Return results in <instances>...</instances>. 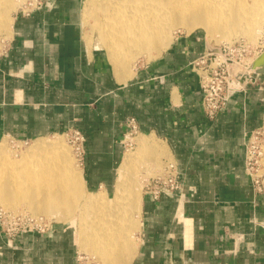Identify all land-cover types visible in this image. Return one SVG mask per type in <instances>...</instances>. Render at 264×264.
Masks as SVG:
<instances>
[{"label":"crops","instance_id":"crops-1","mask_svg":"<svg viewBox=\"0 0 264 264\" xmlns=\"http://www.w3.org/2000/svg\"><path fill=\"white\" fill-rule=\"evenodd\" d=\"M34 2L10 12L0 38V137L79 131L84 186L111 205L106 195L118 184L133 117L137 133L177 164L181 188L157 199L143 188L127 264H264V186L254 187L244 147L264 126V79L242 78V88L208 118L191 66L214 48L201 34L175 36L122 82L105 50L84 36L79 0L21 7ZM46 222L42 231L13 236L0 228V264H80L74 224Z\"/></svg>","mask_w":264,"mask_h":264},{"label":"bare ground","instance_id":"bare-ground-1","mask_svg":"<svg viewBox=\"0 0 264 264\" xmlns=\"http://www.w3.org/2000/svg\"><path fill=\"white\" fill-rule=\"evenodd\" d=\"M23 1L0 0L3 4L0 6L1 23H6L10 12ZM86 5L102 9L100 38L94 44L106 49L114 72L122 82L133 74L131 64L136 58H152L169 46L174 27L187 31L202 27L209 35L219 32L225 38L246 33L250 38L264 22V0H86ZM254 72L257 73L256 69ZM139 147L138 154L144 153L143 157L145 153L167 154L165 147L147 137L141 138ZM0 151L1 167L8 152L1 144ZM138 154L135 157L126 155L120 163L122 179L112 195L111 205L102 204L105 203L102 192L90 194L85 199L97 219L91 223V233L84 227L79 230L77 240L83 249L96 255L98 264H127L135 247L131 230L136 226L134 213L139 208L142 188L131 165ZM21 159L23 161L17 160V165L29 170L25 175L0 178V201L5 203L9 199V194L4 195L2 190L18 188L25 199L36 200L31 206L33 213L50 211L60 219L66 218L67 212L73 213L70 203L74 204L71 201L81 196V184L62 144L36 141ZM98 204L103 207H97Z\"/></svg>","mask_w":264,"mask_h":264},{"label":"rangeland","instance_id":"rangeland-1","mask_svg":"<svg viewBox=\"0 0 264 264\" xmlns=\"http://www.w3.org/2000/svg\"><path fill=\"white\" fill-rule=\"evenodd\" d=\"M24 1L28 2L30 0H24ZM105 1H108V0H105ZM246 1L250 2L251 0H249V1L246 0ZM40 2L43 3L42 0H40ZM1 5H3V4H0V6ZM23 6H24V4L21 7H23ZM90 8L92 9L93 7H87L86 0H79V11L81 13L80 14L81 30L83 31V34L86 37L88 43L91 44V46H92V45H94L95 40L100 38L99 24L101 23V20L104 18V16L102 13V9L100 7H94L92 10ZM12 13H11V15H12ZM1 21H0V38H1L2 34L6 35L8 33V29H9V24L7 26H5V23L3 24V23H1ZM94 21H96V22H94ZM172 31H173L172 32V38H171L170 42L172 41V39L175 36L185 34V33H199L213 47H219V46L221 47L225 43H231V42L236 41V40H243V41L247 42L252 47V52L246 57L244 63L241 64V67H240L241 69H244V67L247 65H250V64L252 65L254 59L256 57H258V55L261 52V51L259 52V49H260L259 46L260 45L264 46V42H262V38H264V22L261 23L260 25H258V28L256 29V31L254 30L255 36L252 34L253 36H251L250 38H248L246 33L245 34L232 35V36H230L231 38L229 37L230 39L223 37L221 34H218L219 32H214V34L212 33L211 35H209L205 31V29H203L202 27L195 28L191 31H187L181 27H174L172 29ZM239 35H242V36H239ZM227 39H229V41ZM100 48H103L106 52V49L104 47H100ZM257 52H258V54L256 55ZM106 54H107V52H106ZM158 55H156V56H158ZM156 56H154V57H156ZM107 57H108V55H107ZM150 59H151V57L148 58L146 56H144V57L141 56L139 58H136L135 61L131 64V67L133 68L135 64L138 65L141 62L149 61ZM109 61H110V59H109ZM132 68H131V70H132ZM247 73L253 75L254 77L256 76L255 77L256 80H259V79L263 80L264 79V72L263 73H255L251 69L250 72H247ZM249 81L252 82L251 80H249ZM263 131H264V126H259V127L255 128L254 130H252L251 132H254L255 134H260ZM130 137H132V139H129ZM141 137H142L141 134L136 133V134H131V135H129V137L126 138V142H127V144L128 143L129 144L126 146L124 157L126 155H129V156L132 155L133 157H135L138 154L139 148H140L139 142L141 140ZM149 139L151 140V138H149ZM36 141H45L46 143L60 142L62 144V146L66 149L68 156H69V159H70L71 167L74 170L73 172L75 173V176L77 175V179L80 178L79 182L81 184V186H80L81 187L80 188L81 189V196L77 200L71 201V202H74V204L73 203H70L72 205L69 204L70 207L73 208V209H71V211H73V213H69V214H68V212L65 213L64 215H66V218H64V219L63 218L60 219L59 216L54 215L50 211L49 212L39 211V212L33 213L31 206L34 203H36V200L25 199L22 196L23 195L22 190H20L18 188H6V189L2 190L3 192H5V193H3L4 195L9 194L8 195L9 199H7L5 201V203L3 201H0V208H2L3 210H5L7 212H13V213H19L22 215H26V217H28V218L31 217L40 223H48L46 221L51 222L53 220H55L59 223H63V221L64 222H67V221L72 222L75 226L76 250L78 252V255L81 256V257H79V263L80 264H98V261L96 263V260H97V258L95 257L96 255H94V253L91 252V250H87L86 248L83 249L81 247L80 243L77 241L76 237H77L79 230L83 227H84V230L86 232L90 231L89 233H91V230H92L91 223L93 224V222L96 221L97 217H94V215H93L94 211H92V209H89L87 207V205L85 203V199H86V197H88V195H90V193H97L100 191H91V190L89 191L85 188L82 173H81L82 170H81V166L79 164L80 161L77 160V158L75 156V152L73 150L72 136L70 134L58 133V134H51V135L45 136V137L40 138V139H24V140H18V139H13V138H9V137H4V138L0 137V144L3 145L8 152L7 160L3 161V163L1 162L0 178L4 180L5 177H7V176L13 177V175H16V174L17 175H25L27 173L29 168H27L26 166L25 167L19 166V164L17 165L16 162H17V160L23 161L21 159L23 153L27 152V150L30 149L32 144ZM0 152H2V151H0ZM143 154H141V155L138 154L137 160H135V158H134L132 165H131L132 169H134L133 172H134L135 177L137 178V182L140 186V189L142 188L141 193H143V187H144V185L148 179L162 173L164 163L166 160L165 158L170 157L169 154H163L161 156H156L153 154L150 155L149 153H145V156L143 157ZM123 159H121V162L123 161ZM255 168H257L258 174H261L264 176V143H263L262 154L258 158V164L255 166ZM117 169H118V167H117ZM120 179H122V177L119 173L118 182L120 181ZM116 180H117V174L115 176V184H116ZM113 192H114V189L107 192L106 197L109 201L112 200ZM84 206H86V208ZM97 207H103V206L101 204H98ZM68 215H70V216H68ZM61 217H64V216H61ZM135 218H136V216H135ZM93 258H94V260H93Z\"/></svg>","mask_w":264,"mask_h":264},{"label":"built area","instance_id":"built-area-1","mask_svg":"<svg viewBox=\"0 0 264 264\" xmlns=\"http://www.w3.org/2000/svg\"><path fill=\"white\" fill-rule=\"evenodd\" d=\"M41 5L40 0H35L34 3H28L23 7ZM262 42H264V38H262ZM259 48V52L264 51L263 45H260ZM4 50L5 44L0 41V56ZM251 52L252 47L247 42L236 40L225 43L221 47H214L192 61L191 66L199 77L202 110L208 118H214L226 106L231 95L242 88L241 79L245 78L247 72H250L251 64L245 66L244 69L240 67ZM126 122L127 137L136 134L138 127L135 119L129 117ZM71 136L75 156L77 160L81 161L83 153L81 143L84 136L79 131L74 132ZM263 143L264 131L260 134L250 132L244 143L245 168L257 190H261L264 186V176L258 174L257 168H255L263 151ZM143 188L152 199L159 198L163 193H175L181 188L180 170L177 164L173 160H165L162 173L148 179ZM45 227L46 223H40L26 215L7 212L0 208V228L8 236H13L27 228L42 231Z\"/></svg>","mask_w":264,"mask_h":264},{"label":"water","instance_id":"water-1","mask_svg":"<svg viewBox=\"0 0 264 264\" xmlns=\"http://www.w3.org/2000/svg\"><path fill=\"white\" fill-rule=\"evenodd\" d=\"M263 62H264V51H262L258 57H256L250 66V70L252 69L253 71L256 69L257 73H263ZM246 76L249 78V80L254 81L255 77L251 74H246Z\"/></svg>","mask_w":264,"mask_h":264}]
</instances>
